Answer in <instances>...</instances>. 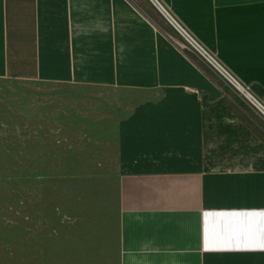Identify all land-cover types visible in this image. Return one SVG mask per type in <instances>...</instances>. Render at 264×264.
I'll return each instance as SVG.
<instances>
[{
	"label": "crops",
	"instance_id": "1",
	"mask_svg": "<svg viewBox=\"0 0 264 264\" xmlns=\"http://www.w3.org/2000/svg\"><path fill=\"white\" fill-rule=\"evenodd\" d=\"M151 1L0 0V78L67 85L64 121L116 149L111 227L64 264H264V115ZM159 1L264 99V0Z\"/></svg>",
	"mask_w": 264,
	"mask_h": 264
},
{
	"label": "rangeland",
	"instance_id": "2",
	"mask_svg": "<svg viewBox=\"0 0 264 264\" xmlns=\"http://www.w3.org/2000/svg\"><path fill=\"white\" fill-rule=\"evenodd\" d=\"M155 6L170 38L240 92ZM67 88L0 78V264H64L80 245L94 254L93 231L111 227L103 203L118 195L116 149L104 154L86 128L64 121ZM95 93L84 89L85 111L95 108L86 103Z\"/></svg>",
	"mask_w": 264,
	"mask_h": 264
},
{
	"label": "bare ground",
	"instance_id": "3",
	"mask_svg": "<svg viewBox=\"0 0 264 264\" xmlns=\"http://www.w3.org/2000/svg\"><path fill=\"white\" fill-rule=\"evenodd\" d=\"M152 2L156 3V5L158 6V8L160 9L161 13L164 14V16L166 18H168L170 20V22L178 29L180 30V32L193 44V46L198 49L202 55L210 62V64L214 65L216 68L221 69L222 73L224 74L225 77H227L229 80H231L234 85L237 87V89H241L240 92L245 93L246 96H248V98L255 104V106L264 113V102L260 99L257 98L256 96L252 95L250 92V90L248 89V87L246 85H244V87H242V85H239L238 81L235 80L233 78L232 75H230L229 73H226L225 71H223V69L221 68V65L219 64L218 60L216 59V57L210 53L207 52L205 49L199 42L198 40L195 38H193L191 36V34L188 33V31L186 29H184V27L181 25V23L179 21H177L176 18L173 17V15L171 14V12L164 7V4L161 3L159 0H152ZM163 4V5H162ZM237 81V82H235Z\"/></svg>",
	"mask_w": 264,
	"mask_h": 264
},
{
	"label": "built area",
	"instance_id": "4",
	"mask_svg": "<svg viewBox=\"0 0 264 264\" xmlns=\"http://www.w3.org/2000/svg\"><path fill=\"white\" fill-rule=\"evenodd\" d=\"M207 51V50H206ZM208 52V51H207ZM220 64V63H219ZM221 65V68L223 69V71H225L226 73H229L230 75H231V73L228 71V69H226L222 64H220ZM218 70L222 73V71H221V69H219L218 68ZM223 74V73H222ZM227 78V77H226ZM247 87H248V89H250L249 88V86L248 85H246ZM261 99V98H260ZM263 102H264V99H261Z\"/></svg>",
	"mask_w": 264,
	"mask_h": 264
}]
</instances>
